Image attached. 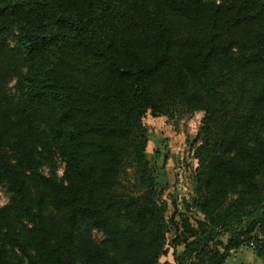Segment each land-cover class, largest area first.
<instances>
[{
  "label": "trees",
  "instance_id": "trees-1",
  "mask_svg": "<svg viewBox=\"0 0 264 264\" xmlns=\"http://www.w3.org/2000/svg\"><path fill=\"white\" fill-rule=\"evenodd\" d=\"M197 113L193 224L144 119ZM0 187V264L264 260V0H0Z\"/></svg>",
  "mask_w": 264,
  "mask_h": 264
},
{
  "label": "rangeland",
  "instance_id": "rangeland-1",
  "mask_svg": "<svg viewBox=\"0 0 264 264\" xmlns=\"http://www.w3.org/2000/svg\"><path fill=\"white\" fill-rule=\"evenodd\" d=\"M202 114L197 113L191 117H183L180 120H170L163 116H152L148 114L145 125L149 132L148 157L151 160L157 174V179L163 198L169 204L168 216L172 214H186L185 202L192 198V188L194 187V176L197 161L193 157L192 143L194 142L200 127ZM62 175V168L59 171ZM183 176L187 192L179 190V178ZM9 194L5 188L0 187V205L8 202ZM177 208V211H175ZM191 217V222L200 217L195 210L187 212ZM179 220V217H176ZM97 238L102 235L96 233ZM227 236L223 237L225 242ZM183 247L178 248L181 252ZM166 261L173 262L172 249H169L167 256L160 259V264ZM225 264H264V260L257 257L251 247H242L233 253Z\"/></svg>",
  "mask_w": 264,
  "mask_h": 264
},
{
  "label": "built area",
  "instance_id": "built-area-1",
  "mask_svg": "<svg viewBox=\"0 0 264 264\" xmlns=\"http://www.w3.org/2000/svg\"><path fill=\"white\" fill-rule=\"evenodd\" d=\"M179 190L186 193L187 192V187L185 185V182H184V179H183V176L180 175V178H179ZM189 191V190H188Z\"/></svg>",
  "mask_w": 264,
  "mask_h": 264
},
{
  "label": "crops",
  "instance_id": "crops-1",
  "mask_svg": "<svg viewBox=\"0 0 264 264\" xmlns=\"http://www.w3.org/2000/svg\"><path fill=\"white\" fill-rule=\"evenodd\" d=\"M228 259H229V258H228ZM228 259H227V260H228Z\"/></svg>",
  "mask_w": 264,
  "mask_h": 264
}]
</instances>
